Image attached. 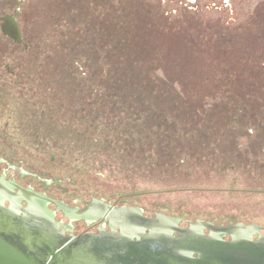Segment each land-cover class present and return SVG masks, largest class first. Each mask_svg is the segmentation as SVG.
I'll list each match as a JSON object with an SVG mask.
<instances>
[{
  "label": "rangeland",
  "instance_id": "1",
  "mask_svg": "<svg viewBox=\"0 0 264 264\" xmlns=\"http://www.w3.org/2000/svg\"><path fill=\"white\" fill-rule=\"evenodd\" d=\"M33 1L40 11L24 38L36 45L22 53L0 40L15 74L0 88L4 170L223 224L264 223V152H246L263 148L264 125L239 130L243 100L262 94L264 0ZM115 46L133 57L128 81L155 80L144 90L153 101L103 75ZM165 80L185 110L157 106ZM228 90L236 117L213 120Z\"/></svg>",
  "mask_w": 264,
  "mask_h": 264
},
{
  "label": "water",
  "instance_id": "2",
  "mask_svg": "<svg viewBox=\"0 0 264 264\" xmlns=\"http://www.w3.org/2000/svg\"><path fill=\"white\" fill-rule=\"evenodd\" d=\"M17 180L63 202L91 201L70 208L0 178V264H264V223L223 224L26 175ZM48 204L71 220L101 219L109 230L66 234Z\"/></svg>",
  "mask_w": 264,
  "mask_h": 264
},
{
  "label": "flooded vegetation",
  "instance_id": "3",
  "mask_svg": "<svg viewBox=\"0 0 264 264\" xmlns=\"http://www.w3.org/2000/svg\"><path fill=\"white\" fill-rule=\"evenodd\" d=\"M10 0H0V40H6L8 43L7 47H10V44L13 47H17L19 48V50H21L22 53L28 52L30 49L29 48H33L36 45L35 41H31V39H25L24 38V31L26 29V21L29 22V19L31 17L37 16L39 14L40 11V7L36 8L35 2L34 4L31 6L29 4V0H12L13 1V5L10 6L9 2ZM27 18V20H25ZM32 46V47H31ZM38 47V46H37ZM10 49V48H9ZM9 51V50H8ZM7 52V51H5ZM2 57H0V88L8 86L9 84L7 83V81L9 80L10 76H14L15 74L10 72V68L9 65L7 64V57L6 54L1 55ZM10 105V104H9ZM0 107H8L7 105H0ZM0 115L3 116V112L2 109L0 108ZM9 118V116H8ZM7 118V121L5 123V126L9 124V119ZM5 143V145L3 144ZM8 143V139H6L4 142L2 141V144L0 145V164L1 162L6 160H9L8 155H9V147L6 146V144ZM8 153V155H7ZM14 156V154H13ZM16 161H22L21 159L15 158ZM7 167V171H13V173H8L6 170H4L2 168V166H0V178H5V181L7 183V185H9L8 183L12 182L15 183L17 185H20L23 188H30L31 190H33L34 192L37 193H42L45 196H47L48 198H51L55 201L60 202L61 204L67 205L70 208H75V209H79V210H83L86 207L82 204V202H87V201H91L87 200V201H78L77 200H73L70 201V203L67 202H63L61 200H56V198H54L53 196L49 195L47 192L44 191H40L38 189H36L35 186H32L30 184H22L20 183L17 178H21L22 176H25V174H22V169H17L14 167H11L9 165H6ZM51 184V183H48ZM45 183V185H48ZM13 190V192L11 193H18L17 189H11ZM11 196V195H10ZM12 197V196H11ZM100 200V199H99ZM106 204H110L113 206H123L126 205L128 206L126 203H119V201H114V202H110V201H106V200H101ZM4 204L7 206L8 205V201H4ZM23 206H25V202L21 203ZM48 207L51 211H53L54 214V218L57 222H59L61 224V228L65 229L66 234H68L69 232H71L73 235H80V234H85L88 232H97V230L99 228H104L105 230H109V227L106 223H104V221H102L101 219H92L90 221H77V220H71L70 218H67L60 210H58L53 204H48ZM131 207V206H129ZM63 216H62V215ZM60 215V216H59ZM143 215L145 216H153L152 215H148L143 211ZM59 216V218H58ZM179 220H185L182 218H178ZM68 220V221H66ZM180 221V222H181ZM179 222V223H180ZM215 224V223H214ZM188 225L187 223H180L179 227L181 228H186ZM205 233H208L207 231H204ZM259 232L261 234L264 235V228L261 227V229L259 230ZM253 239H256V236L253 235ZM225 240H229L228 237L225 238Z\"/></svg>",
  "mask_w": 264,
  "mask_h": 264
},
{
  "label": "trees",
  "instance_id": "4",
  "mask_svg": "<svg viewBox=\"0 0 264 264\" xmlns=\"http://www.w3.org/2000/svg\"><path fill=\"white\" fill-rule=\"evenodd\" d=\"M35 18H36V16H35ZM109 25L113 26L114 24L111 23ZM103 50H104V44H103ZM104 54L105 53H103V59H102L104 68L102 67V63H101L103 75H104V71H106V73L108 75L111 74V75H113V77L115 76L119 83L126 81V85H125L126 87L129 86V87L134 88L136 90L135 93L133 94V96H135V98H134L135 100L142 102L143 101L142 96L145 95L146 97L151 96L150 98H147V100L153 101V99L155 98L154 94L153 93H145L144 90L146 89V91H150L151 87L154 88V83H155L154 79L149 80L148 82H145L144 79H141L139 81L137 79L136 81H133V78H132L131 81L130 80L128 81V79L125 78V75L123 72L124 68L129 67V65H131L130 62L133 59V57L129 53L128 54L124 53V50H121V47L115 46V48L112 52L113 56H111L109 59L104 57ZM262 64L264 65V62H262ZM263 65H261V66L264 67ZM150 70H152V73H155L158 69L156 68V66H152ZM258 76H261V75L257 74V76H255V77L253 76V77L257 80ZM138 82H139V84H138ZM173 82L172 81L170 82L167 80L163 81V83H162V84H164L163 87H166L168 89V91L162 95L159 94L157 96L158 98H156V104L158 107L162 106L163 109L166 107V109L168 111H170L171 108H178L179 110H182L180 105L183 106L184 110H185V108H186L185 100L181 101V100H179V98L176 100V99L170 97V96H173V94H176L177 96L179 95L178 93H174L172 91L174 88ZM255 88L257 90H259V93H262V94H260L262 97L256 96L255 98L257 99L258 102L257 101L253 102L252 100H254L255 94H253V96H252L251 92H250V95L246 97L247 101L243 100L244 112L242 113V116L240 115L239 117H240V120H243L244 125H247V127H240L239 130H246V128H248L250 130V129H252L251 124L254 125V124L259 123V124L264 125V79L263 78L259 79L256 82ZM256 89H254V90L256 91ZM180 91L183 92L185 96L190 95V94H186V92L183 90H180ZM143 93H145V94H143ZM155 94H156V92H155ZM184 95L181 98H183ZM235 95H237V94H235V93L233 94L232 92H231V95H229V90H228V94H226V92H225V94L223 95L224 98H219L220 102H217V103L215 102L214 104H211V108L208 110V112L210 115L215 117V118L212 117L213 120L216 118L220 119L221 121L228 120L230 118V115H232V114H233V117H236V112H235L234 108H237L239 106L233 105L235 102V97H236ZM200 98L201 97H199V99ZM214 98H216V97H214ZM158 99H160V100L158 101ZM199 99L194 102V105H196L198 103ZM236 100H237V98H236ZM262 101H263V106L261 107V106H259V103L261 104ZM236 102H238V101H236ZM189 105H188V107H189ZM154 110L155 109L152 105L151 111L154 112ZM213 120H210V121L212 122ZM52 121L55 122V120H52ZM107 123L108 124L112 123V121L109 119V121ZM99 134H102V130L99 132ZM118 137H120L119 134H118ZM125 140H127V139H125ZM107 141H108V139H107ZM261 146L263 148L256 149V150H247L246 152L251 153L253 157L263 155L264 144H261ZM235 153L243 154V153H238L236 151H235ZM254 159L259 160L258 158H254Z\"/></svg>",
  "mask_w": 264,
  "mask_h": 264
}]
</instances>
